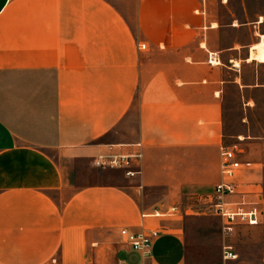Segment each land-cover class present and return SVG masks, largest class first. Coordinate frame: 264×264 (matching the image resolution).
<instances>
[{"label":"crops","instance_id":"0c3cea01","mask_svg":"<svg viewBox=\"0 0 264 264\" xmlns=\"http://www.w3.org/2000/svg\"><path fill=\"white\" fill-rule=\"evenodd\" d=\"M263 36L250 0H0V264H188L180 220L142 214L221 183L223 148L264 193ZM145 228L167 231L151 261L121 236Z\"/></svg>","mask_w":264,"mask_h":264},{"label":"built area","instance_id":"2783aa9c","mask_svg":"<svg viewBox=\"0 0 264 264\" xmlns=\"http://www.w3.org/2000/svg\"><path fill=\"white\" fill-rule=\"evenodd\" d=\"M237 154L236 148L222 149L220 169L224 180L215 185L210 193L198 195L200 204L205 207L204 215L220 218L224 231L228 233L233 232L239 224L257 226L264 221V193H239L237 190L239 175L243 168L237 159ZM141 159V154H108L98 157L94 165L100 169L124 171L127 177L134 178L140 174L138 168ZM236 196H240L238 201L233 199ZM189 211L180 206H172L166 210L156 208L150 213L142 214V218L145 220H179L188 215ZM166 233L167 231L163 229L145 228L139 232L123 230L121 236L126 246L139 253L145 261H151L156 242ZM237 260L238 255L234 249L225 247L223 261L235 262ZM53 263L56 261L54 260ZM251 264H264V260Z\"/></svg>","mask_w":264,"mask_h":264},{"label":"rangeland","instance_id":"374dc122","mask_svg":"<svg viewBox=\"0 0 264 264\" xmlns=\"http://www.w3.org/2000/svg\"><path fill=\"white\" fill-rule=\"evenodd\" d=\"M250 3L252 13L264 12V0H250ZM237 117L238 115L235 114L230 116L232 120L230 124L231 134L239 131L238 123L235 122ZM248 117L250 124L254 126V130L249 135L258 139L251 141V143L264 144V106L248 113ZM233 143L235 142L230 141L229 145H233ZM242 147L247 154L255 152L253 147L245 145ZM260 175V182L264 187V170ZM212 190H204L202 194H208ZM179 206L190 210L188 215L179 219L180 222H178L179 228H181V232L178 234L184 235L188 246V264H224L223 252L225 247H232L238 255L237 261L227 264H251L264 260V221L257 226L239 224L233 232L228 233L224 231L223 222L220 218L204 215L205 207L200 204L198 194L192 193ZM114 262L112 260V264Z\"/></svg>","mask_w":264,"mask_h":264},{"label":"bare ground","instance_id":"6f19581e","mask_svg":"<svg viewBox=\"0 0 264 264\" xmlns=\"http://www.w3.org/2000/svg\"><path fill=\"white\" fill-rule=\"evenodd\" d=\"M251 58L259 63H264V36L261 43L254 48Z\"/></svg>","mask_w":264,"mask_h":264}]
</instances>
